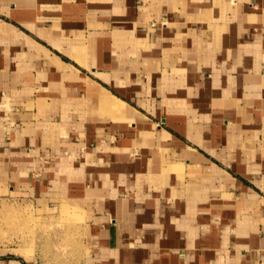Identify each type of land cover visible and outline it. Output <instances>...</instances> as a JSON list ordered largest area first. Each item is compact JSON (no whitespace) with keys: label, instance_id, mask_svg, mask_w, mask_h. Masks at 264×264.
<instances>
[{"label":"crops","instance_id":"0c3cea01","mask_svg":"<svg viewBox=\"0 0 264 264\" xmlns=\"http://www.w3.org/2000/svg\"><path fill=\"white\" fill-rule=\"evenodd\" d=\"M10 199L75 209L81 264H264V0H0Z\"/></svg>","mask_w":264,"mask_h":264},{"label":"rangeland","instance_id":"374dc122","mask_svg":"<svg viewBox=\"0 0 264 264\" xmlns=\"http://www.w3.org/2000/svg\"><path fill=\"white\" fill-rule=\"evenodd\" d=\"M83 235L82 217L68 205L0 200V246L36 264H81Z\"/></svg>","mask_w":264,"mask_h":264}]
</instances>
